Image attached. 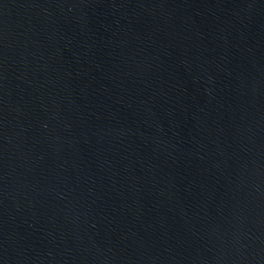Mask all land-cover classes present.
Segmentation results:
<instances>
[{
  "label": "water",
  "instance_id": "1",
  "mask_svg": "<svg viewBox=\"0 0 264 264\" xmlns=\"http://www.w3.org/2000/svg\"><path fill=\"white\" fill-rule=\"evenodd\" d=\"M0 264H264V0H0Z\"/></svg>",
  "mask_w": 264,
  "mask_h": 264
}]
</instances>
